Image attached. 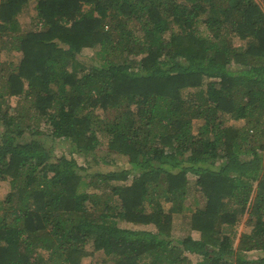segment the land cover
Here are the masks:
<instances>
[{
	"label": "trees",
	"instance_id": "obj_1",
	"mask_svg": "<svg viewBox=\"0 0 264 264\" xmlns=\"http://www.w3.org/2000/svg\"><path fill=\"white\" fill-rule=\"evenodd\" d=\"M263 152L264 0H0V264H264Z\"/></svg>",
	"mask_w": 264,
	"mask_h": 264
},
{
	"label": "rangeland",
	"instance_id": "obj_2",
	"mask_svg": "<svg viewBox=\"0 0 264 264\" xmlns=\"http://www.w3.org/2000/svg\"><path fill=\"white\" fill-rule=\"evenodd\" d=\"M86 53H92L91 49H87ZM8 56V55H7ZM2 57L5 58L6 54H2ZM12 102H15L14 99H12ZM96 112L101 113L102 109L99 108L96 110ZM245 120H239L237 122L243 123ZM201 122V120H197L195 122V126L197 127L198 124ZM29 136V134H28ZM42 138H46L48 142L51 140L41 135ZM75 140L70 139H57L55 141V151L57 154H66L67 156H73L77 159L78 163L83 167V172H100V171H106L111 168H118L121 166H128L127 157L124 155L118 154L116 151L109 148L107 144V138L102 137V142L99 145L97 149L94 150H78L75 146ZM264 153V152H263ZM116 158V160H115ZM191 180L194 181L195 177L190 174ZM193 184V182H192ZM194 185V184H193ZM10 189V184L8 180L6 179H0V198L4 197L6 192ZM197 196V192H193L191 197L187 200V203H190L193 201V199ZM175 222L177 224L176 232L180 233L179 231V225L181 222L180 215H176ZM123 225L129 223H122ZM243 224H241V227ZM235 243H237V240H235ZM88 250H93V245L91 243L87 244ZM108 252L104 250H99L96 253L90 254L85 257V261L89 264H101L102 258H104L105 255H107ZM262 254L261 250H251L246 252V256L248 258H259ZM193 258H195V255H193Z\"/></svg>",
	"mask_w": 264,
	"mask_h": 264
}]
</instances>
